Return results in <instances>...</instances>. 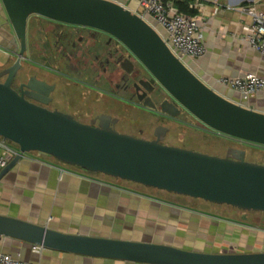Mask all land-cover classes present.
Masks as SVG:
<instances>
[{"label": "water", "instance_id": "obj_1", "mask_svg": "<svg viewBox=\"0 0 264 264\" xmlns=\"http://www.w3.org/2000/svg\"><path fill=\"white\" fill-rule=\"evenodd\" d=\"M18 40L15 63L0 71V136L19 147L0 169V181L31 152L91 173L130 181L218 205L264 212V164L246 160V151L230 148L217 156L162 143L168 131L149 140L119 132L105 114L100 123H84L71 114L30 101L13 88L27 48L31 16L89 27L119 39L171 97L148 109L177 119L185 111L205 127L264 146V112L237 103L206 84L168 45L161 29L112 0H0ZM35 90L36 87L28 85ZM159 132V133H158ZM0 234L32 245L89 257L141 264H264V251L211 253L146 241L70 234L0 214Z\"/></svg>", "mask_w": 264, "mask_h": 264}, {"label": "crops", "instance_id": "obj_2", "mask_svg": "<svg viewBox=\"0 0 264 264\" xmlns=\"http://www.w3.org/2000/svg\"><path fill=\"white\" fill-rule=\"evenodd\" d=\"M128 1L127 7L133 10L137 2ZM191 3L195 8H190ZM249 4L264 9V0H190L189 8L201 21L207 50L202 57L184 60L220 94L264 112V92L244 96L219 83L222 77L264 75V57L243 40L252 22L243 10ZM44 19L34 15L29 22ZM18 43L0 1V68L16 59L11 52L18 50ZM2 153L0 147V157ZM116 179L65 165L44 153H29L0 181V214L70 234L163 243L202 252L264 248V228L250 218V223L243 224L212 216L140 194ZM0 250L26 263L141 264L48 248L35 251L32 244L11 237L2 238Z\"/></svg>", "mask_w": 264, "mask_h": 264}, {"label": "flooded vegetation", "instance_id": "obj_3", "mask_svg": "<svg viewBox=\"0 0 264 264\" xmlns=\"http://www.w3.org/2000/svg\"><path fill=\"white\" fill-rule=\"evenodd\" d=\"M44 20L46 22L35 20L28 24L27 48L23 54L22 68L13 80L14 89L23 91L30 101L71 114L84 123L98 125L101 115L110 116L107 121L119 132H123L117 128L120 119L110 112L101 111L92 115L88 122L84 120L87 111L78 106L77 99L69 97L67 88H78L83 94L81 99L84 104L91 94H96L101 95L100 100L119 107L128 105L173 119L143 106L147 97L157 107L162 101L171 100V97L152 81L150 73L123 42L89 27ZM8 67L0 68V71ZM6 78L4 76L0 80ZM28 85L36 89L31 90ZM81 99L79 102H82ZM160 127L165 126H156L151 136L147 137H144L145 130L142 128L138 129V135L130 131L123 133L153 140L158 138L156 132ZM166 134L161 137L162 143H165Z\"/></svg>", "mask_w": 264, "mask_h": 264}, {"label": "rangeland", "instance_id": "obj_4", "mask_svg": "<svg viewBox=\"0 0 264 264\" xmlns=\"http://www.w3.org/2000/svg\"><path fill=\"white\" fill-rule=\"evenodd\" d=\"M128 3L129 1H127V4ZM158 27L161 28L160 26ZM162 33L166 35L164 30ZM19 77L21 78V76ZM66 91L70 98L77 99L78 106L84 107V109L87 111L88 114H85L83 118L87 122L89 121L90 117L96 113L101 111L110 112L114 116L119 117L120 123L117 125V128L120 131H130L132 134L138 135V129L142 128L145 130L144 137H147L151 136L152 130L156 126L163 125L168 128V132L164 138L165 144L217 156H225L230 148L243 149L246 151V160L264 164V146L248 143L223 134H219L205 127L195 117L186 113L182 114L177 119H165L151 111L131 108L128 105L121 107L113 105L108 101L100 100L101 95L98 96L96 94H91L89 99L85 102L86 104H84L83 100L81 99L83 94L78 88L68 87ZM80 99L82 102H79ZM8 144L16 146V144L11 141H8ZM116 181L126 185L127 187L133 188L143 195H149L154 198L162 199L164 201L181 206H188V208L202 210L212 216H221V218L233 222L244 224V222L250 223V221H252L264 228V212L247 211L232 206H222L206 202L202 199L169 193L167 191L146 187L120 179H116ZM248 218H250V221L247 220ZM236 248L238 247L236 246ZM259 251H264V248L254 252ZM241 252L248 251H239L234 248L222 253Z\"/></svg>", "mask_w": 264, "mask_h": 264}, {"label": "built area", "instance_id": "obj_5", "mask_svg": "<svg viewBox=\"0 0 264 264\" xmlns=\"http://www.w3.org/2000/svg\"><path fill=\"white\" fill-rule=\"evenodd\" d=\"M112 1L123 4V0ZM134 1L137 2V6L133 11L144 19L151 20L165 31L164 38L167 39L168 45L177 56L199 58L205 55L207 49L203 42L202 24L196 15L181 12L175 5L176 0ZM123 5L127 7V3ZM195 6V3L190 4V8H195ZM243 10L252 19L243 40L264 57V9H257L255 4H249ZM219 83L244 96L264 92V75L246 73L237 77H222ZM8 141L0 136V147L3 150L0 157V169L5 167L19 152V147L8 144ZM2 238L0 234V242ZM33 249L41 251L43 247L33 245ZM0 264L44 263H26L0 250Z\"/></svg>", "mask_w": 264, "mask_h": 264}, {"label": "trees", "instance_id": "obj_6", "mask_svg": "<svg viewBox=\"0 0 264 264\" xmlns=\"http://www.w3.org/2000/svg\"><path fill=\"white\" fill-rule=\"evenodd\" d=\"M189 1L190 0H182V1L176 0L175 5L180 11L187 13V14L194 15V10L189 8Z\"/></svg>", "mask_w": 264, "mask_h": 264}]
</instances>
